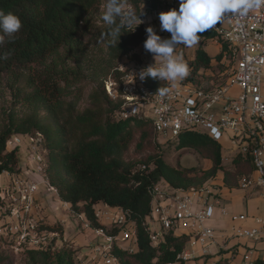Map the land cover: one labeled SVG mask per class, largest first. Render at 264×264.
<instances>
[{"label":"trees","instance_id":"trees-1","mask_svg":"<svg viewBox=\"0 0 264 264\" xmlns=\"http://www.w3.org/2000/svg\"><path fill=\"white\" fill-rule=\"evenodd\" d=\"M162 0H127L126 5L139 16L143 5L155 7ZM107 0H0V9L16 14L22 27L15 38L0 47V75L8 74L10 86L16 90L31 88L24 95V104L32 111L19 115L13 108L5 111L0 128V175L3 172H20L18 147H10L13 136L40 137L37 148L44 154L43 175L55 188L58 198L73 209L83 213L92 227L103 226L94 215V206L101 203L110 208L126 211L137 228V247L132 253L116 250L119 264H167L175 261L176 255L186 246V235H165L157 246H152L141 226V220L149 213L148 188L158 182L172 188L199 187L208 184L219 171L223 173L224 186H237L241 175H249L252 165L249 158L233 155L230 168L223 166L222 144L209 136L194 131H185L177 138L175 147L194 150L211 165L208 168L172 166L165 162L163 147L171 140L154 142L156 139L149 118H114L120 100L106 93L104 82L111 77L118 81L120 72L116 64L109 71L91 73L92 86L87 94V106L81 111L67 101L71 87L84 78L79 64L86 54L85 39L91 33V13ZM137 19L131 23L135 31L126 27L117 45L105 34L110 30L105 23L99 27L98 36L107 37L106 49L111 62L123 57L133 59L130 52L137 46L144 47L145 32ZM137 25V26H136ZM203 40L214 38L212 30L198 33ZM213 56L199 45L192 61L194 70L209 69L213 64L221 67L223 51ZM72 62L74 66L68 65ZM227 62V61H226ZM228 64V62H227ZM229 66V64H228ZM17 69V71H15ZM147 84L163 87L164 81L147 76ZM45 111L43 116L37 109ZM135 131L138 140L135 146L149 144L156 148L140 165L125 162L124 153L133 142ZM42 160V161H43ZM0 199V206H2ZM81 204V206H80ZM4 213L0 211V217ZM47 227V226H46ZM41 228L56 231L53 228ZM111 229L110 233H115ZM10 253H12L10 251ZM77 252L72 248H25L21 252L25 264H78ZM0 254V264L3 263ZM215 264H227L218 260ZM251 264H264V259H255Z\"/></svg>","mask_w":264,"mask_h":264},{"label":"built area","instance_id":"built-area-1","mask_svg":"<svg viewBox=\"0 0 264 264\" xmlns=\"http://www.w3.org/2000/svg\"><path fill=\"white\" fill-rule=\"evenodd\" d=\"M179 0H162L155 7L143 5L138 18L145 29L155 24L157 34L169 38L160 30L158 14L170 8H178ZM218 41L219 49L224 44L223 59L229 64V72L223 82L216 83V76L204 69L194 70L192 61L196 48L180 45L176 53L182 55L191 69L189 76L177 83L164 81L163 87H152L140 72L154 63H139L123 56L115 69L120 72L118 81L109 77L104 82L108 96L120 100L115 112L116 120L144 118L140 113L149 108L151 125L159 141H176L181 133L194 131L209 136L213 141L227 142L233 154L249 158L253 173L241 175L237 187L242 190L259 189L264 200V8L250 12L245 17L226 16L211 29ZM135 31V29L133 30ZM121 58V59H122ZM216 73V72H215ZM159 88L169 91L161 96ZM36 150L32 155L34 171L41 172L42 158L37 151L40 137H28ZM21 137L16 135L10 144L19 145ZM145 169V165L139 166ZM0 178V239L7 242V249L13 254H21L25 248L54 249L60 240L57 231L41 228V221L34 214L36 194L44 183L48 190L56 192L46 179L28 180L16 174L3 172ZM216 178L203 186L172 188L161 182L148 188L150 197L149 213L141 220V226L152 246L159 245L168 233L174 236L186 235V246L176 255L175 261L167 264H208L206 256L216 243L217 231L211 224L219 213L230 222L231 235L235 238L252 240L264 239V218L252 217V225L244 223L249 219L246 213L229 212L221 204L216 188ZM64 204H67L64 202ZM94 211L96 220L102 224L92 227L83 214H77L83 226L93 233L94 243L90 251L75 254L78 264H119L116 250L132 253L137 247L136 223L126 211L110 208ZM116 229L115 233L110 230ZM251 251L243 256V264H251Z\"/></svg>","mask_w":264,"mask_h":264},{"label":"rangeland","instance_id":"rangeland-1","mask_svg":"<svg viewBox=\"0 0 264 264\" xmlns=\"http://www.w3.org/2000/svg\"><path fill=\"white\" fill-rule=\"evenodd\" d=\"M105 3L100 4L96 9L91 13V33L85 39L86 44V54L82 58L79 69L84 74V78L80 84L71 87V94L66 97L67 101H71L75 105V110L81 112L87 106V94L89 93L90 87L92 86V79L90 74L100 73L109 71V65H117L119 62L123 61L124 58L120 59L117 63L116 61L111 62V59L108 55L106 49V40L107 37L98 36L99 27L104 24L101 19L102 13L105 10ZM127 8L129 6L126 5ZM154 31H157L155 24L152 23ZM170 35V33H168ZM201 46L206 48L205 50L208 54L213 55L219 50V43L216 40H208L200 42ZM198 43V44H199ZM197 44V45H198ZM195 45V46H197ZM193 46V48H195ZM180 48V45L177 46L176 50ZM188 48V47H186ZM216 49V51L214 50ZM130 54L133 56V59L139 63H154L155 60H158L159 57L154 59V56L147 52L144 47L137 46L135 47ZM74 66L72 62H68V65ZM17 71V69L15 70ZM203 72H211L216 76V83L223 82L226 78V72H229V66L227 62L219 67L217 64L209 69H204ZM216 72V73H215ZM262 81L264 83V72L262 74ZM9 76L4 73L0 75V128L5 117L4 112L12 110V108L19 115H28L32 109L24 104L23 98L24 95L29 93L31 88L24 87L21 85L19 90H16L10 86ZM37 114L43 116L45 111L42 108H38ZM141 117L151 118V111L149 108H146L140 113ZM21 137V136H20ZM138 140V132L135 131L133 142L129 146L128 150L124 153L125 162H135L136 166L142 164L146 156L152 153V150L156 148L149 144H143L135 146V143ZM154 142H158L157 139H151ZM176 141L163 145V147H158L159 150H163V158L166 163L172 166H181V167H200L208 168L211 163L208 160L203 159L197 152L189 148H177L175 147ZM18 147V157H19V166L22 164L24 166V176L28 180L40 181L45 179L43 175V170L41 172L34 171L35 162L32 160V155L36 150V147L31 143L27 138L21 137V143L19 145L11 144L10 147ZM37 151L40 154V157L44 158L45 152L41 148H37ZM233 151L230 145H226L222 155H223V166L224 168H230L231 159L233 157ZM44 160L42 161L43 165ZM5 174V173H4ZM218 176L222 175L219 171ZM6 174L4 175V178ZM35 178V179H34ZM40 190V191H39ZM38 190V199H36V205L34 209V214L40 218L42 226L45 228H53L59 233V242H57L56 248H72L77 253L84 254L85 252L90 251V245L94 243V235L91 230L83 226V221L78 218L77 214L80 213L79 210L73 209L69 204H64L61 201L56 192L48 190L47 186L42 183L39 185ZM81 206V204H80ZM104 209L103 204L99 203L94 206V211H100ZM81 214V213H80ZM83 214V213H82ZM83 217L85 215L83 214ZM3 222L2 217H0V224ZM47 226V227H46ZM49 230V229H48ZM3 244L8 245L7 242H4L0 239ZM0 242V254L3 256L2 264H25V261L22 259L21 254L10 253V250L5 247ZM76 253V254H77Z\"/></svg>","mask_w":264,"mask_h":264},{"label":"clouds","instance_id":"clouds-1","mask_svg":"<svg viewBox=\"0 0 264 264\" xmlns=\"http://www.w3.org/2000/svg\"><path fill=\"white\" fill-rule=\"evenodd\" d=\"M126 3L127 0H107L101 16L110 29L105 35L115 45L120 35L126 32L123 29L127 27V31L133 30L131 23L134 19L142 22L126 7ZM261 8H264V0H179L178 8H170L158 14L160 30L170 33L169 38H162L152 26L145 29L147 38L144 41V49L151 53L154 59L159 57V65L154 66V63L146 67V70L143 69L140 72L141 79L150 76L159 81L171 82L175 87L186 79L191 71L188 62L176 53L178 45L192 48L199 43L201 35L198 33L211 30L226 16L245 17ZM21 27V19L16 14L0 9V47L13 40ZM0 59H7V56H0ZM158 91L164 96L169 89L159 88Z\"/></svg>","mask_w":264,"mask_h":264},{"label":"crops","instance_id":"crops-1","mask_svg":"<svg viewBox=\"0 0 264 264\" xmlns=\"http://www.w3.org/2000/svg\"><path fill=\"white\" fill-rule=\"evenodd\" d=\"M208 40L212 41L214 39L210 38L203 40L200 38V42H206ZM199 45H201V43L195 46V48ZM204 49L206 48L204 47ZM214 50L216 51V49ZM215 54L216 52L213 55ZM222 145L223 152L228 143L223 142ZM24 168L25 167L20 164V172L16 175L23 177L25 173ZM250 174H255L253 173V166ZM4 175L3 173L0 175L1 180L5 179ZM216 185L220 202L226 206L229 212L246 213L249 216V219L244 223L246 226L252 225V217L259 216L264 218V200L260 197L259 189L242 190L237 186L228 188L224 186L223 173L220 176H218V174L216 175ZM261 192L264 193V188L261 189ZM38 193L36 194V199H38ZM211 224L216 228L217 239L216 243L209 249L210 254L205 258L208 264H215L218 260H224L227 264H243L244 254L250 251L252 261L257 258L264 259V239L252 240L233 237L229 229V219L227 217H221L219 213L216 214V218Z\"/></svg>","mask_w":264,"mask_h":264}]
</instances>
